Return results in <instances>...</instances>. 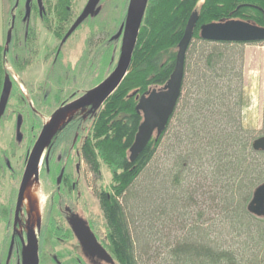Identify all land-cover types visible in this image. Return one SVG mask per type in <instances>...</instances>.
<instances>
[{"label": "trees", "instance_id": "1", "mask_svg": "<svg viewBox=\"0 0 264 264\" xmlns=\"http://www.w3.org/2000/svg\"><path fill=\"white\" fill-rule=\"evenodd\" d=\"M198 2L149 0L126 76L87 118L81 151L93 176L105 247L116 264H264V221L247 209L254 188L264 181V151L252 148L253 131L242 124L247 105L244 44L199 36L202 24L219 20L263 25L264 0H203L197 7ZM194 9L198 20L185 54L177 104L160 136L130 160L128 151L142 121L136 96L162 87L169 79L177 44ZM105 37L98 39L104 44ZM100 44L94 37L92 54L70 70L89 73L106 58L105 76L98 82L105 79L117 45ZM2 64L0 52V73ZM88 83L92 84L90 79ZM66 127L58 133L81 137L82 128L68 131ZM16 150L13 139L5 148L0 146V172L6 166L3 158ZM159 150L163 151L157 154ZM101 164L111 174L108 186L97 185ZM199 179L203 184L198 185ZM197 190L200 201L195 199ZM209 209L218 217L205 224ZM55 234L49 222L39 241L48 246ZM5 253L4 245L0 264H14ZM41 256L54 263L48 248H42Z\"/></svg>", "mask_w": 264, "mask_h": 264}, {"label": "flooded vegetation", "instance_id": "2", "mask_svg": "<svg viewBox=\"0 0 264 264\" xmlns=\"http://www.w3.org/2000/svg\"><path fill=\"white\" fill-rule=\"evenodd\" d=\"M88 1L6 0L2 3L0 0V30L6 33L7 43L5 45L0 40V46L3 43L6 47L5 51L0 52L3 63L5 60L10 64L7 71L0 73V96L5 81L9 84V94L0 117V126L8 127L11 131L9 141L13 139L18 152L21 151L18 157L8 153L9 156L3 158L6 166L0 172V224L2 225L0 250L5 245L8 259L14 258V263L16 259L21 261L20 254L26 242L28 229L32 228L37 240L38 264H62L52 248L55 241L67 247L78 264H108L90 256L78 237L87 227L98 243L106 248L98 236L99 225L93 222L91 208L87 202L82 204L81 200L79 201L82 195L77 190V182L71 173L73 168L75 175L79 174L78 170L82 164L84 174L87 176L86 181L93 193L91 175L87 171L81 151L83 138L78 139L76 137L78 135L75 134L70 139V136L58 133L65 124L68 131L76 130L77 126L84 127L87 118H75L77 115H74L67 119L58 127L43 150L38 164L37 178L43 196L42 222L40 220L41 225L37 232L34 230L36 227L27 224L28 213L26 207H23V199L17 207L18 191L28 156L43 126L49 123L57 109L93 87L84 88L87 82L77 79V74L81 72H73L69 66L61 64L62 61H67L65 57L63 58L64 47L73 40L83 41L84 47L75 60L77 62L84 56L89 57L92 54L90 45L94 37L96 42L101 43L100 46H108L106 45L108 42L117 45L120 30L124 29L130 0H96L91 12L65 38ZM148 2L149 0L146 2V7ZM61 5L65 6L64 10L60 9ZM193 11L198 13L197 9ZM64 28L66 30L61 35L60 30ZM81 31H84L83 36H78ZM3 33L1 32L0 35L3 36ZM101 36H108L105 37L104 44L98 39ZM70 67L76 66L74 64ZM86 74L88 77L91 76V72ZM17 77L21 79L22 84ZM66 143L68 145H65ZM46 189L50 190L47 193L51 195L45 204ZM5 206H9V209L5 210ZM21 209H24L27 217L24 228L19 221L22 216ZM49 222L52 223L56 234L50 239L49 245L45 246L39 240L41 234L48 229ZM42 248L51 251L54 263L49 258L45 260L42 258Z\"/></svg>", "mask_w": 264, "mask_h": 264}, {"label": "water", "instance_id": "3", "mask_svg": "<svg viewBox=\"0 0 264 264\" xmlns=\"http://www.w3.org/2000/svg\"><path fill=\"white\" fill-rule=\"evenodd\" d=\"M96 0H89L85 9L77 18L75 23L67 32V38L91 12ZM147 0H130L125 18V26L122 44L116 65L107 78L95 85L77 99L67 103L57 109L49 123L45 124L35 141L29 156L24 175L18 191L17 207L23 199L28 180L33 176L38 178V164L44 148L55 133L58 117L61 113L70 109L79 110L92 106L98 109L105 100L117 89L126 76L134 51L139 29L143 19ZM198 20V13L193 11L184 27L182 37L177 44L174 68L166 83L160 88L151 90L136 96V110L142 113V121L138 126L134 141L129 148V159L134 160L138 154L146 147L149 141L155 139L166 128L168 120L177 104L181 92L182 79L184 74V60L188 45L191 41L193 30ZM199 36L207 41H227L251 43L264 41V25H256L241 19H226L202 24L199 27ZM9 94V84L5 81L0 96V117L4 112ZM254 150L264 151V135L257 137L252 142ZM248 211L258 217H264V181L254 190L250 201L247 204ZM85 250L90 256L97 257L108 264H115L114 259L108 251L102 247L95 236L87 227L83 229V234L78 236ZM21 264H38V251L36 246V235L32 228L28 229L26 242L21 253Z\"/></svg>", "mask_w": 264, "mask_h": 264}, {"label": "rangeland", "instance_id": "4", "mask_svg": "<svg viewBox=\"0 0 264 264\" xmlns=\"http://www.w3.org/2000/svg\"><path fill=\"white\" fill-rule=\"evenodd\" d=\"M5 1L6 0H2V3ZM202 1L203 0H199L197 7L202 3ZM3 5L5 6V4H3ZM0 28H1V21H0ZM1 32L3 33V31L0 30V34H1ZM88 32H90V31H88ZM83 34H84V31H81L78 34V36H83ZM5 36H6V33H3V36L0 35V40H2L3 43H5V45H7V43L5 41ZM3 43L0 46V51H2V50L5 51L6 47ZM121 43H122V33L120 34V38H119V41L117 43V50H116V53H114L113 65L111 68H110V64H111L112 58H110V62H109L110 72L112 71V69L114 68V66L116 64V60L118 57L119 49L121 47ZM83 47L84 46H83L82 40L70 41L64 47V54H63V58L65 57V59L68 62L62 61L61 64L62 65L64 64L67 67L70 65L73 66L74 64L76 65L75 60L78 58L80 50ZM112 55H111V57H112ZM243 55H244L243 56V58H244L243 59V67H242L243 85L245 86V96H246V100H247V105L244 107V110L242 112V116H241L242 117V124L245 128L252 130L253 131V137L257 138V137L264 135V42L259 43V44H246V45H244L243 46ZM105 61H106V58H104L103 60L100 59L98 64H96L94 67H92L91 76H90L91 78L87 76V74H86L87 70L82 71L83 73L81 72L80 80H84L87 82L86 87H84V88H89V87L93 86L94 84H96L98 82L99 79H101L102 77L105 76V72H104V74H102V72L104 70L103 68H104V62ZM4 62L5 63H3L2 66H3V69L5 71H7V68L10 67V64H8L7 61H5V60H4ZM63 69L64 68L62 67V70ZM16 74H17V72H16ZM89 79L93 85L92 84L89 85V83H88ZM20 80L21 79H19V82L21 83ZM92 109L93 108H91V107L79 109L75 113V116L77 115L75 118H79V117L82 119L88 118L89 115L91 113H93ZM85 124L86 125L84 127H81L82 128L81 129V135H80L81 138H83V136L86 134V132L88 130V123L86 122ZM10 133H11V131L8 129L7 126H4V127L0 126V146L1 147L5 148L8 145V142L10 139ZM162 151L163 150H159L157 154H160ZM17 152H18V150L14 151V155L16 157L19 156L21 151L19 150L18 154H17ZM13 162H14V159L12 160V163ZM71 169L73 170L71 172L72 176H74L73 178L77 182V184H76L77 190L82 195L81 198L79 199V201L81 200L80 203H82V204L87 202L88 206L91 208V212H92L91 214H92L93 222L96 223V225H99L98 236H99L100 240L102 241V243H104L105 228H104V223H103V219L101 216L102 214H101V211L99 209L98 200L95 197V195L92 193V190L90 189V187L87 183L88 181H86L87 176L84 174L83 165L82 164L80 165V168L78 170L79 174L75 175L76 172L74 171L73 168H71ZM100 171H101V180L99 182H97V185L108 186L110 183V180H111L110 171L108 170L107 166L104 164H101ZM92 177L93 176L91 175L90 176L91 180H93ZM197 182H198V185L203 184L201 179H199ZM49 191H50L49 189H46V191H45V196H44V200H45L44 203L45 204H46V201H48V199H50L49 196L51 194H48ZM201 198H202L201 193L198 190L195 191L196 201H200ZM21 213H22V216L20 217L19 221L21 222L22 228H24L27 217H26V213H25L24 209H21ZM216 217H218L216 211L209 209V210H207V212L203 218V221L205 222V224H209V223H212ZM254 217H256L257 220L264 221V217H258V216H254ZM41 222H42V220H41ZM41 222L34 229L36 232L39 230ZM1 230H2V225L0 224V245L2 242L1 241L2 240ZM226 237L229 240L228 234H226ZM230 239H231L230 243H233L234 239L232 240L231 236H230ZM237 241H238V239H237ZM239 244H241V243H239ZM104 245H105V243H104ZM36 246H37V241H36ZM52 248H54L53 250H55L54 252L57 253L62 264H78L74 260L73 256L70 255V252H68L67 247H63V244L55 241L54 245H52ZM5 255H6V253H5ZM57 255H56V257H57ZM20 256H21V254H20ZM16 262H17V264H21L20 260L16 259ZM16 262L14 264H16Z\"/></svg>", "mask_w": 264, "mask_h": 264}, {"label": "bare ground", "instance_id": "5", "mask_svg": "<svg viewBox=\"0 0 264 264\" xmlns=\"http://www.w3.org/2000/svg\"><path fill=\"white\" fill-rule=\"evenodd\" d=\"M104 80V79H103ZM99 84V83H98ZM77 110L70 109L60 114L57 128L60 127L67 119L75 115ZM43 206V196L40 185L33 176L28 180L23 196V207H26L28 218L27 224L31 227H37L41 220Z\"/></svg>", "mask_w": 264, "mask_h": 264}]
</instances>
